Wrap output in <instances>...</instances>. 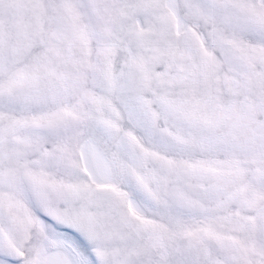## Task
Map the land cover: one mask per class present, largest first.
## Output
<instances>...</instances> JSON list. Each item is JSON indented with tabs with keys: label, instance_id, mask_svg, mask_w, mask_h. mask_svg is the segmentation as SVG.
I'll use <instances>...</instances> for the list:
<instances>
[{
	"label": "snow or ice",
	"instance_id": "6c2138e0",
	"mask_svg": "<svg viewBox=\"0 0 264 264\" xmlns=\"http://www.w3.org/2000/svg\"><path fill=\"white\" fill-rule=\"evenodd\" d=\"M0 264H264V0H0Z\"/></svg>",
	"mask_w": 264,
	"mask_h": 264
}]
</instances>
